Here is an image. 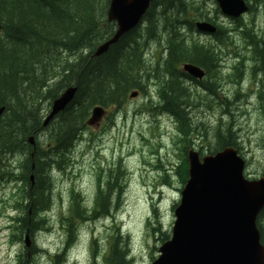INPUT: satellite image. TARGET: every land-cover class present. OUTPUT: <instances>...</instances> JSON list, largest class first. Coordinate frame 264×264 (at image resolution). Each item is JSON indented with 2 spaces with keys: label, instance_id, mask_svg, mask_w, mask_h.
Returning <instances> with one entry per match:
<instances>
[{
  "label": "trees",
  "instance_id": "trees-1",
  "mask_svg": "<svg viewBox=\"0 0 264 264\" xmlns=\"http://www.w3.org/2000/svg\"><path fill=\"white\" fill-rule=\"evenodd\" d=\"M110 1L0 0V108L5 107L0 117V183H15L20 195L12 239L19 244L26 234L32 239L30 256L20 252L18 264H34L42 252L34 238L52 230L47 215L54 204V176L71 166L74 149L90 129L87 122L94 107L112 110V114L125 111L131 94L138 91L147 99L145 112L171 117L177 124L176 145L181 152L176 174L185 186L188 150L200 136L195 113L202 105L209 110L228 107L230 102L222 94L224 84L237 86L239 95L250 74L264 82V31L257 30L254 20L261 10L264 13V0H245L252 19L248 23L244 18L232 20V28L208 16L206 0H155L138 27L95 57L97 48L116 32V23L108 21ZM200 20L217 25L214 43L194 38ZM234 37L242 38L239 46L244 52ZM154 45L158 50L148 59ZM230 53L237 60L231 68L222 61ZM185 64L202 68L206 78L191 77L182 69ZM70 87H77L72 102L45 125L52 103ZM151 89L157 90V101ZM31 137L35 146L29 142ZM212 139L209 154L228 147L239 152L231 124L217 125ZM121 162L97 174L90 206L79 191L71 189L67 216L61 217L67 242L61 254L55 255L54 264H65L68 250L77 243V224L115 219L121 211L127 186ZM165 175L163 183L170 185ZM152 207L153 218L147 225L164 243L170 235L162 230L158 208ZM257 225L264 245V209ZM121 232L114 222L105 254L100 263L93 264H134L129 258L130 236ZM97 245L94 240V258Z\"/></svg>",
  "mask_w": 264,
  "mask_h": 264
},
{
  "label": "rangeland",
  "instance_id": "rangeland-1",
  "mask_svg": "<svg viewBox=\"0 0 264 264\" xmlns=\"http://www.w3.org/2000/svg\"><path fill=\"white\" fill-rule=\"evenodd\" d=\"M206 7L208 16L217 17V23L229 28L235 26L231 19L218 13L214 0H206ZM251 19L252 15L249 14L244 17L245 23ZM254 20L257 30L264 31L262 10ZM194 38L202 43H214L213 37L199 32ZM234 38L238 49L244 52L241 49L243 47L239 46L243 44L242 38ZM156 50L158 47L155 45L150 48L148 59L153 58ZM223 57L225 67L231 68L237 63L233 53ZM237 91V86L224 84L222 94L228 98L229 106L209 110L202 105L195 113L197 123L200 124V136L195 137L191 148L204 155L209 154L210 146H213V129L220 123L231 124L237 137L240 156L246 162L245 176L257 179L264 176V99L260 98L261 95L264 98V82L261 77L253 79L250 74L240 87L239 95L236 94ZM150 95L157 101L156 89H151ZM201 95L206 96L205 93ZM146 101L142 94L137 98H130L125 111L113 117L116 125L106 121L102 130L91 127L84 135L83 141L74 149L71 166L66 171L55 174L54 204L47 215L52 230L40 232L35 236L34 243L42 252L35 257L34 264H54V256L61 254L66 245V225L61 222V217L67 216L71 189L79 191L85 204L90 206L96 193L97 174L101 169L106 171L114 167L123 156L121 165L127 173L124 179L127 186L117 225L123 234L130 236V253L134 264H152L158 258V250L162 245L161 237L152 232L147 222L153 218L152 206H157V203L162 201L158 206L160 222L162 230L171 237L175 222L172 207L180 202L183 189L180 177L176 174V169L181 164V152L179 145H176V122L166 115L156 116L145 112L142 104ZM138 110L143 111V115L137 113ZM165 174L168 175L170 185L163 188L164 193L156 202L155 192L164 184ZM19 196L15 183H0V264H18V254H25L26 251L28 254L24 242L19 244L12 239L14 228L18 224L15 218L20 213L16 207ZM113 224L112 219L77 224V243L69 249L66 264L100 263L101 259L98 257L106 251ZM94 239L98 241L96 259L92 250Z\"/></svg>",
  "mask_w": 264,
  "mask_h": 264
},
{
  "label": "water",
  "instance_id": "water-1",
  "mask_svg": "<svg viewBox=\"0 0 264 264\" xmlns=\"http://www.w3.org/2000/svg\"><path fill=\"white\" fill-rule=\"evenodd\" d=\"M154 0H111L108 21L117 29L112 38L100 45L95 57L105 54L121 37L139 26ZM222 14L238 19L250 10L245 0H215ZM197 30L213 35L217 27L200 21ZM184 72L202 80L205 71L185 64ZM77 87H70L57 98L46 119L48 125L72 102ZM137 92L131 94L135 98ZM5 107L0 108V117ZM106 110L95 107L88 122L99 125ZM30 144L35 146V138ZM189 179L182 190L179 205L174 211L172 235L159 248L160 256L152 264H264V245L257 220L264 209V176L245 177L246 162L233 147L215 155L201 157L188 152ZM33 182V177H31ZM30 250L32 239L25 236Z\"/></svg>",
  "mask_w": 264,
  "mask_h": 264
},
{
  "label": "flooded vegetation",
  "instance_id": "flooded-vegetation-1",
  "mask_svg": "<svg viewBox=\"0 0 264 264\" xmlns=\"http://www.w3.org/2000/svg\"><path fill=\"white\" fill-rule=\"evenodd\" d=\"M104 126V123L99 127V129H101Z\"/></svg>",
  "mask_w": 264,
  "mask_h": 264
}]
</instances>
